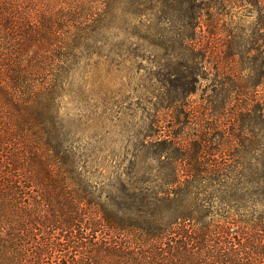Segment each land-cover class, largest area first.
I'll use <instances>...</instances> for the list:
<instances>
[{"label": "trees", "instance_id": "obj_1", "mask_svg": "<svg viewBox=\"0 0 264 264\" xmlns=\"http://www.w3.org/2000/svg\"><path fill=\"white\" fill-rule=\"evenodd\" d=\"M180 5L0 0V264H264V146L253 131L257 116L264 127V105L242 116L247 134L228 137L242 140L229 149L231 157L244 147L262 160L212 164V127L198 122L190 146L180 133L156 135V145L168 151L166 160L156 155L159 174L141 178L130 162L127 178L111 186L106 200L80 141V127L95 120L98 106L75 129L62 114L85 59L128 49L120 34L142 41L176 34L179 26L164 28L172 26L165 15ZM195 7H187L189 32L170 42L192 56ZM197 82H187L186 96ZM149 137L140 133V148ZM240 169L243 180L233 178ZM212 175L243 191L220 198L224 209L215 214Z\"/></svg>", "mask_w": 264, "mask_h": 264}, {"label": "rangeland", "instance_id": "obj_2", "mask_svg": "<svg viewBox=\"0 0 264 264\" xmlns=\"http://www.w3.org/2000/svg\"><path fill=\"white\" fill-rule=\"evenodd\" d=\"M145 2L182 3L175 12L168 9L165 15L172 26L166 23L164 28L179 26L178 36L189 32L185 27L189 20L187 7L196 6L193 14L199 24L196 51L192 56L179 45L173 47L170 42L176 34L171 30L164 40L158 41L152 36L142 41L134 35L120 34L117 41L129 40L128 49L106 51L101 58L94 55L84 60L74 94L67 97L69 106L62 114L70 125L77 124L75 129L79 126L78 118L88 119L90 108L98 106L92 117L95 120L80 127V141L87 155L92 156L89 162L94 163L92 172L103 200L113 184L127 178L125 172L130 162L136 165L141 178L159 174L155 171L156 155L161 153L166 160L168 151L156 145V135L180 133V142L190 146L198 122L212 127V164L230 158L242 164L263 159L258 152L247 156L244 147L231 157L229 149L239 146L242 140L228 137L247 134L242 116L247 109L264 105V0ZM157 15V12L150 15L151 26L156 25ZM185 62L188 67H184ZM193 77L198 81L197 91L186 96L184 91L191 87L187 82ZM256 119L253 131L263 147L264 127L259 116ZM142 132L153 136L147 138L145 148H140ZM246 174L240 169L233 178L243 180ZM213 178L212 175V214H215L224 209L220 198L243 191L241 185L237 191L229 184H217Z\"/></svg>", "mask_w": 264, "mask_h": 264}]
</instances>
